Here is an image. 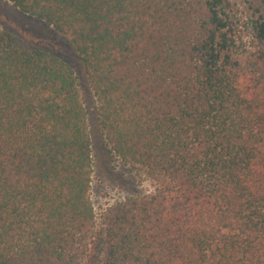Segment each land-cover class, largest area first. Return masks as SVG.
Listing matches in <instances>:
<instances>
[{
    "label": "trees",
    "instance_id": "trees-1",
    "mask_svg": "<svg viewBox=\"0 0 264 264\" xmlns=\"http://www.w3.org/2000/svg\"><path fill=\"white\" fill-rule=\"evenodd\" d=\"M8 1L71 38L154 191L97 212L76 69L0 26V264H264V0Z\"/></svg>",
    "mask_w": 264,
    "mask_h": 264
},
{
    "label": "rangeland",
    "instance_id": "rangeland-1",
    "mask_svg": "<svg viewBox=\"0 0 264 264\" xmlns=\"http://www.w3.org/2000/svg\"><path fill=\"white\" fill-rule=\"evenodd\" d=\"M0 26L9 28L22 40L62 56L76 69L95 143L91 196L97 212L116 201L154 191L153 182L111 153L101 135L97 124V100L71 38L45 21L23 13L8 0H0Z\"/></svg>",
    "mask_w": 264,
    "mask_h": 264
}]
</instances>
